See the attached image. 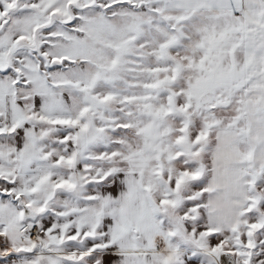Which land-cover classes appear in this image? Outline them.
<instances>
[{
	"label": "snow or ice",
	"instance_id": "snow-or-ice-1",
	"mask_svg": "<svg viewBox=\"0 0 264 264\" xmlns=\"http://www.w3.org/2000/svg\"><path fill=\"white\" fill-rule=\"evenodd\" d=\"M0 264H264V0H0Z\"/></svg>",
	"mask_w": 264,
	"mask_h": 264
}]
</instances>
